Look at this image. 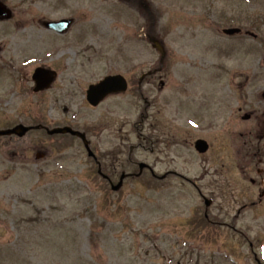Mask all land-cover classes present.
Listing matches in <instances>:
<instances>
[{
	"label": "rangeland",
	"instance_id": "obj_1",
	"mask_svg": "<svg viewBox=\"0 0 264 264\" xmlns=\"http://www.w3.org/2000/svg\"><path fill=\"white\" fill-rule=\"evenodd\" d=\"M3 1L12 15L0 20V78L29 77L35 67L47 65L58 79L51 90L35 95L20 93L23 83L1 78L0 112L9 118L0 127L41 119L52 127L70 125L87 133L115 183L122 172L137 173L139 162L164 178L156 182L145 170L115 192L77 138L54 135L40 143L33 132L17 144L1 139L0 264L238 260L237 233L193 227L194 216L206 209L199 189L209 197L222 179V152L197 155L185 126L175 137L173 119L179 97L199 98L205 87L214 98L223 93L230 108L236 105L232 86L225 84L240 81L238 71L242 77L264 65V0ZM62 18L73 19L65 33L41 24ZM231 27L242 34L223 32ZM151 38L162 46L163 59ZM115 73L127 77L128 91L92 107L88 85ZM9 100L11 107L4 102ZM183 105L190 109L188 102ZM160 111L162 124L153 127ZM43 148L48 157L37 159ZM219 204L229 205L216 200ZM229 208L232 215L237 205Z\"/></svg>",
	"mask_w": 264,
	"mask_h": 264
},
{
	"label": "flooded vegetation",
	"instance_id": "obj_2",
	"mask_svg": "<svg viewBox=\"0 0 264 264\" xmlns=\"http://www.w3.org/2000/svg\"><path fill=\"white\" fill-rule=\"evenodd\" d=\"M39 66L48 67L47 65ZM35 69L36 67L29 77L23 74L21 78L12 76L6 78L5 75L1 78L14 80L16 86L18 82L23 83L22 92H20L22 94L26 93V90H32L33 94L41 95L51 90L52 87L36 91V83L33 79ZM238 73L240 81L235 82L234 80V82L225 84L232 86V92L237 97L236 105L231 108L223 93H220L221 97L214 98L212 90L207 87L204 88L199 98L182 100L181 96L179 97L173 119L175 137L180 134L182 126H185L187 134L190 133L188 138H193L191 145L197 155L208 158L213 150L222 152L221 181L216 182V188L210 191L209 197L203 195L198 189L207 203L203 214L204 225L210 229L216 226L224 227L239 235L241 242L237 246L238 260L228 257L223 262L228 264H264V65L257 66L250 75L241 77L240 74L243 73L239 71ZM150 74L148 73L146 76L150 77ZM29 82L31 85L28 86ZM203 87L204 85L201 88ZM4 96H0L2 100ZM4 102L6 106L13 105L10 100ZM186 102L190 105L189 110L184 108L183 104ZM149 106L150 103H147L146 111L149 110ZM2 110L4 111V109ZM146 111L142 117L144 124L149 120V112ZM160 113L159 118L154 117L153 127L154 124L156 126L162 124L163 115L161 111ZM184 115L186 120L182 117ZM8 118L7 113L0 112V121H8ZM156 118L157 121H155ZM183 118L184 124L182 123ZM43 121L45 120L41 119L34 124V126L40 125V128L29 132L39 133L40 143L52 137L46 129L50 126ZM8 127H12V125L7 127L5 125L3 128ZM25 137L2 136L0 140L7 138L9 142L17 144L24 142ZM198 140L204 141L205 152L196 151L195 144ZM35 142L37 143L36 139H34ZM14 149L19 148L14 147ZM13 154H18V151H14ZM48 155L47 148L38 149L36 153L37 159L48 157ZM99 162L102 165V162ZM216 200L227 202L229 205H215ZM233 204L237 205V208L230 215L227 210L230 209L229 207L232 208ZM214 208L222 213V216H214L212 212Z\"/></svg>",
	"mask_w": 264,
	"mask_h": 264
},
{
	"label": "water",
	"instance_id": "obj_3",
	"mask_svg": "<svg viewBox=\"0 0 264 264\" xmlns=\"http://www.w3.org/2000/svg\"><path fill=\"white\" fill-rule=\"evenodd\" d=\"M10 16H11V11L0 1V19L9 18ZM72 21H73L72 19H63L60 21H45L44 25L47 28L54 29L58 32H65L70 27ZM235 31L236 30L231 29V30H227L226 32L234 33ZM155 45L160 50H162V46H160L158 43H155ZM44 73L48 74V77L42 76L39 79L38 77ZM34 77L37 80L36 90H38L40 88L48 87L51 84V82L55 78V72L54 71L52 72L44 71L43 69L38 68L36 70ZM127 88H128V83L126 79L124 78V76L120 74L109 75V76H106L104 79H102L100 82L89 86V89L87 91V99L92 105H98L101 101L104 100L106 96L113 94V93L125 92ZM30 129H32V127L25 126L23 124H18L15 127L10 128V129H5V130L0 129V136L11 135V134H16L18 136H24ZM48 133L49 134L70 133L72 135H77L80 138H82V140L84 141L88 149L89 155L90 156L94 155V153L91 151L89 147V142L86 138V134L83 132L74 130L69 126H65V127H56L51 130H48ZM139 166H140V173H139L140 175L143 169L147 165L145 163H140ZM126 176H127L126 174H122L120 181L116 185L112 183V189L119 190Z\"/></svg>",
	"mask_w": 264,
	"mask_h": 264
}]
</instances>
